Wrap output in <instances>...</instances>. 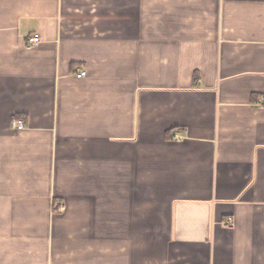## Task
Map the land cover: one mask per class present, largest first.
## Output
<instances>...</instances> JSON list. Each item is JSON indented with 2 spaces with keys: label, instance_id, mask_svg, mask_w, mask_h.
I'll list each match as a JSON object with an SVG mask.
<instances>
[{
  "label": "crops",
  "instance_id": "obj_1",
  "mask_svg": "<svg viewBox=\"0 0 264 264\" xmlns=\"http://www.w3.org/2000/svg\"><path fill=\"white\" fill-rule=\"evenodd\" d=\"M0 264H264V0H0Z\"/></svg>",
  "mask_w": 264,
  "mask_h": 264
},
{
  "label": "built area",
  "instance_id": "obj_2",
  "mask_svg": "<svg viewBox=\"0 0 264 264\" xmlns=\"http://www.w3.org/2000/svg\"><path fill=\"white\" fill-rule=\"evenodd\" d=\"M41 42V37L38 34H31L27 39H26V46L28 48H33L35 46H37L39 43ZM77 76L79 77H83L87 75V71L86 70H78L77 72ZM13 128H15L16 130H22L26 127V123L24 120L22 119H18L15 118L13 120L12 123ZM58 209H63L64 206L62 204H59ZM225 224L229 227L233 226V219L229 218L225 221Z\"/></svg>",
  "mask_w": 264,
  "mask_h": 264
}]
</instances>
